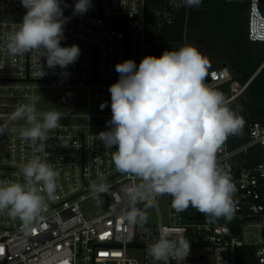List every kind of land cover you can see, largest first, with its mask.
<instances>
[{"label":"built area","instance_id":"obj_1","mask_svg":"<svg viewBox=\"0 0 264 264\" xmlns=\"http://www.w3.org/2000/svg\"><path fill=\"white\" fill-rule=\"evenodd\" d=\"M247 1L248 37L264 41V0ZM76 2L61 0L67 18L61 46H79L80 41L85 48L79 46L78 59L67 68L53 69L35 51L8 53L6 38L16 30L26 9L20 0H0V126L6 127L0 135V181L25 183L20 169L37 156L58 173L51 198L37 185L45 199L30 223L25 225L19 218L10 217L7 210L0 212V264H151L146 249L159 238L161 227L169 230L170 238L189 241V254L181 264H241L238 254L242 247L249 248L247 255L254 259L248 264H264L262 120L251 121L248 142L233 146L228 137L217 153L218 163L234 161L249 145H263L262 159L240 164L234 178L236 191L232 196L240 199L233 214L236 230L228 224L190 219L184 211L176 212L170 195L168 222L132 225L123 218L120 206L112 210V193L123 195V189L140 183L139 178L116 171L112 161L116 146L105 148L98 138L110 127L109 87L119 80L115 65L131 59L138 68L145 56L162 54L164 46L154 36L162 35L165 47L171 45V50L190 44L187 25L176 35L174 22L180 12L187 21L191 8L184 7L181 0H91L86 13L74 14ZM255 74L242 83L229 67L221 66L207 70L205 83L213 89L228 86L230 96L226 99L230 101L246 91ZM51 86L81 89L82 110L60 112L61 127L47 133L41 150L39 141L21 139L19 129L28 126L26 121L11 116L20 105L33 102L38 113L49 111L37 103L36 91ZM102 103L107 104L103 109ZM93 183H105L109 192L95 195ZM95 198L105 206L87 210L85 205Z\"/></svg>","mask_w":264,"mask_h":264},{"label":"clouds","instance_id":"obj_2","mask_svg":"<svg viewBox=\"0 0 264 264\" xmlns=\"http://www.w3.org/2000/svg\"><path fill=\"white\" fill-rule=\"evenodd\" d=\"M26 9L16 30L7 36L6 49L11 55L35 51L46 58L49 68H67L74 63L80 48L61 46L64 25L61 0H20ZM186 8H199L202 0H181ZM66 6V5H65ZM91 0H77L74 14H84ZM209 59L197 47L185 44L178 50H165L161 56H145L137 68L129 59L115 65L118 82L109 87L111 120L109 130L99 133L105 148L116 146L112 161L116 171L135 176L140 183L123 189V195L112 193L113 211L123 213L132 225L147 222L144 209L154 207L161 195L172 197L176 212L189 207L206 218L230 219L234 212L232 195L235 186L217 153L231 135L242 131L245 121L228 106L225 95L205 83ZM106 103L100 105L101 109ZM62 113L49 110L38 113L35 103L22 104L12 114L13 120H25L22 140L40 142L41 150L47 133L61 127ZM6 130L0 126V135ZM67 146V145H65ZM99 162V157L96 158ZM25 183L0 181V212L7 210L12 218L25 225L41 211L44 195L56 191L58 173L37 156L20 169ZM95 195L108 193L105 183H93ZM190 243L183 238H170L166 227L159 238L146 249L151 264H181L189 254Z\"/></svg>","mask_w":264,"mask_h":264},{"label":"trees","instance_id":"obj_3","mask_svg":"<svg viewBox=\"0 0 264 264\" xmlns=\"http://www.w3.org/2000/svg\"><path fill=\"white\" fill-rule=\"evenodd\" d=\"M184 25H187L190 42L205 55L210 62L207 70L219 68L223 63L233 72L236 79L245 83L253 74L250 83L246 88V93L228 101V106L237 114L243 117L245 125L238 135L229 136L233 146H237L249 141L248 131L251 121L256 119L264 121V41H253L248 37V1L247 0H202L199 8H191L189 19L186 21L184 13L180 12L175 19V34H181ZM163 49L165 47L163 36H154ZM162 54H158L157 57ZM221 91L225 97L230 96V89L223 85L215 88ZM263 145L255 143L249 145L247 150L240 157L241 165L257 163L262 159ZM225 166L231 181L235 186L234 178L238 171V166L233 160H225L219 163ZM234 201V212L240 199L232 196ZM196 209L189 207L185 212L192 215ZM206 218L204 220L214 223H224L231 225L234 230L236 218ZM250 251L247 247L239 250L238 261L241 264L254 262L248 256Z\"/></svg>","mask_w":264,"mask_h":264},{"label":"rangeland","instance_id":"obj_4","mask_svg":"<svg viewBox=\"0 0 264 264\" xmlns=\"http://www.w3.org/2000/svg\"><path fill=\"white\" fill-rule=\"evenodd\" d=\"M80 47L85 48L83 42H77ZM191 45H193L190 42ZM84 93L81 89L76 87H40L36 91L37 103L46 110H55L59 112L74 113L82 110V97ZM237 166L240 165V158L235 160ZM157 203L154 207L144 209L141 207L148 217L146 223H157L163 221L168 222L169 217V203L167 194L158 196ZM105 206L98 199H93L85 205L87 210H100Z\"/></svg>","mask_w":264,"mask_h":264},{"label":"water","instance_id":"obj_5","mask_svg":"<svg viewBox=\"0 0 264 264\" xmlns=\"http://www.w3.org/2000/svg\"><path fill=\"white\" fill-rule=\"evenodd\" d=\"M116 21L120 22L119 19H116ZM125 28H127V23H125ZM223 66H227L226 63H223ZM102 198H105L104 194H102ZM190 219H204V214L200 213L198 210H195V214L188 216Z\"/></svg>","mask_w":264,"mask_h":264},{"label":"crops","instance_id":"obj_6","mask_svg":"<svg viewBox=\"0 0 264 264\" xmlns=\"http://www.w3.org/2000/svg\"><path fill=\"white\" fill-rule=\"evenodd\" d=\"M245 93H246V91L242 95H244Z\"/></svg>","mask_w":264,"mask_h":264}]
</instances>
